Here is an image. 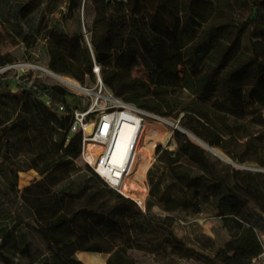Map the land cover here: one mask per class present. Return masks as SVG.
Here are the masks:
<instances>
[{"label": "trees", "instance_id": "1", "mask_svg": "<svg viewBox=\"0 0 264 264\" xmlns=\"http://www.w3.org/2000/svg\"><path fill=\"white\" fill-rule=\"evenodd\" d=\"M89 1L102 82L114 97L177 123L175 148L155 147L142 208L71 158L72 151L81 161V137L68 131L71 112L84 108L78 94L58 84L22 81L14 87L11 78L2 79L0 176L13 177L20 201L0 211V246L25 249L30 229L43 239L50 264H84L79 251L108 255L106 264H139L134 251L155 255L182 244L177 210L219 216L232 210L235 194L249 201L235 224L264 233V0ZM43 2L20 3V21L33 26L37 13L41 25ZM80 7L81 0H68L67 17ZM34 28L15 29L29 57L42 29ZM112 38L121 43L114 56L101 51L113 47ZM45 39L49 69L83 85L95 81L78 32L54 24ZM13 60L0 55V65ZM207 148L219 149L232 164ZM246 161L257 170L234 166ZM27 169L40 178L18 192V172ZM171 187L182 195L168 192Z\"/></svg>", "mask_w": 264, "mask_h": 264}, {"label": "rangeland", "instance_id": "2", "mask_svg": "<svg viewBox=\"0 0 264 264\" xmlns=\"http://www.w3.org/2000/svg\"><path fill=\"white\" fill-rule=\"evenodd\" d=\"M26 0H0V55L10 54L13 57L11 62H23L36 64L38 67L28 70L19 78H14L10 73L13 85L22 81H27L29 84H39L41 82L58 84L70 92L76 93L71 83H78L76 79L56 73L47 66V52L45 49L46 30L42 29L47 26L50 21L56 20L58 26L65 30H75L81 35L80 45L82 52L85 53V47L88 49V56L91 59V52L96 57V51L92 44V35L90 27L92 20L96 16L93 5L89 0H81V7L74 18L67 17V1L68 0H47L40 10V15L44 16L42 24H39L38 14L34 15L33 26H29L25 21H20L18 18L17 8L20 3ZM128 1V0H127ZM21 27L23 31L31 32L34 27L42 28L36 35L39 42H35L30 50V55L24 50L25 46L20 38L16 35L15 29ZM33 27V28H32ZM101 30V27H98ZM33 32V31H32ZM125 36L124 33H122ZM113 47H102L104 53L114 56L119 43L117 38H112ZM135 46V44H131ZM121 50V49H120ZM91 51V52H90ZM121 53V51H120ZM103 65L101 63V69ZM136 67V66H135ZM134 67V68H135ZM45 69V70H44ZM47 70V71H46ZM101 74V70H100ZM139 74L135 68L134 75ZM101 76V75H100ZM104 84V83H103ZM83 87H94V82L87 81L86 84H80ZM105 85V84H104ZM106 86V85H105ZM107 87V86H106ZM111 93L110 89L107 87ZM83 97L82 94H78ZM114 97V96H113ZM83 99V98H82ZM88 104L89 100H84ZM97 113V112H96ZM100 113V111H99ZM154 114V113H153ZM156 115V114H155ZM160 117L159 115H156ZM160 118L169 121L171 124L164 123ZM159 121L166 130L165 138L156 143L161 144L169 149L175 148V141L172 136L175 122L168 117H160ZM74 136H71L73 138ZM70 138V140H71ZM66 144H69V141ZM155 146V147H156ZM155 150V148H154ZM212 155L219 157L223 162L232 164L230 159L217 148H207ZM211 150V151H210ZM252 151H247L246 155L250 156ZM71 158L77 163L84 162L77 160L76 155L71 151ZM81 157V151H80ZM154 160V151L151 156V161ZM242 169L257 170L256 167L249 161L241 165H234ZM22 174V175H21ZM82 175L75 176L73 179L78 182L82 179ZM40 178V175L34 169H27L18 172L16 189L18 192L26 185L35 179ZM13 177L0 176V186L5 192L0 197V211L3 209L11 210L13 206L19 205L18 193L11 188ZM164 184L167 185V181ZM167 187L164 186L166 190ZM168 192L171 194L182 195L181 192L170 188ZM119 193V192H118ZM121 194V193H120ZM235 205L230 212H223L219 216H214L213 211L202 210L194 212L190 210H177L178 219L175 223V231L182 239V244L178 247H169L160 254H145L141 252H132V255L137 259L139 264H264V233L261 230L252 228L246 224L238 226L234 219L238 218V214L249 205L248 199L243 196L234 195ZM141 206V205H140ZM251 208V206H250ZM249 208V209H250ZM154 212L162 213L158 207H154ZM26 241L28 245L25 249L10 250L0 246V264H50L47 257L45 243L43 239L34 230H25ZM22 247V244H20ZM94 254V252L92 253ZM96 255L98 262H103V254ZM6 257L8 263L4 262L1 257Z\"/></svg>", "mask_w": 264, "mask_h": 264}, {"label": "built area", "instance_id": "3", "mask_svg": "<svg viewBox=\"0 0 264 264\" xmlns=\"http://www.w3.org/2000/svg\"><path fill=\"white\" fill-rule=\"evenodd\" d=\"M91 61L92 72L95 75L94 87H83L78 83H71L76 94H82L84 108H77L71 112L68 131L70 135L79 134L81 137L82 160L109 187L121 193L118 185L128 171V161L135 149L138 135L144 123L147 120H157L160 117L132 103L113 97L102 82L100 76L101 65L95 60L92 52ZM36 67H38L36 64L23 62L2 64L0 65V81L9 78L10 73L14 78H19L28 70ZM84 100L90 102L87 104ZM69 138L70 136L67 140ZM88 143H99L102 146V150L94 162L89 161L84 155V148ZM114 150V153L121 158L118 165L113 164L110 160Z\"/></svg>", "mask_w": 264, "mask_h": 264}, {"label": "bare ground", "instance_id": "4", "mask_svg": "<svg viewBox=\"0 0 264 264\" xmlns=\"http://www.w3.org/2000/svg\"><path fill=\"white\" fill-rule=\"evenodd\" d=\"M160 120L164 123L171 124L165 119L161 118ZM166 134V130L159 121L147 120L144 123L142 130L138 135V141L136 143L135 149L132 152L130 160L128 161V171L122 177L118 185V188L123 196L135 200L141 206L144 205L148 195L146 170L150 165L151 156L156 143L162 141ZM101 150L102 146L99 143H88L85 145L84 155L89 161L94 162ZM114 152L115 150L112 152V157L110 160L113 164L118 165L121 161V158Z\"/></svg>", "mask_w": 264, "mask_h": 264}, {"label": "crops", "instance_id": "5", "mask_svg": "<svg viewBox=\"0 0 264 264\" xmlns=\"http://www.w3.org/2000/svg\"><path fill=\"white\" fill-rule=\"evenodd\" d=\"M46 1H47V0H44V2H43L42 5H41L40 10L42 9L43 5L46 4ZM36 14H37V13H36ZM38 17H39V15L36 16V18H38ZM54 24H57L56 20H52V21H50V23H49L47 26H45V28L42 29L41 32H42L43 30H46V28H47V30L49 31V28H51V26L54 25ZM48 31H47V32H48ZM67 31H68V30H67ZM74 31H75V30H69L68 32H69V33H72V32H74ZM37 41L39 42V38H38V36L36 35V42H37ZM92 253H93V252L79 251V252H76V257H77L79 260H81L84 264H106V258H107L108 255H104V254H103V262L99 263V262H98V257H96V255H94V254L101 255L102 253H96V252H94V254H92Z\"/></svg>", "mask_w": 264, "mask_h": 264}, {"label": "water", "instance_id": "6", "mask_svg": "<svg viewBox=\"0 0 264 264\" xmlns=\"http://www.w3.org/2000/svg\"><path fill=\"white\" fill-rule=\"evenodd\" d=\"M161 119V118H160ZM174 129H180L179 127H178V125H177V123H175L174 124ZM138 203V202H137ZM139 204V203H138ZM140 205V204H139ZM142 208H144V205L143 206H141Z\"/></svg>", "mask_w": 264, "mask_h": 264}]
</instances>
